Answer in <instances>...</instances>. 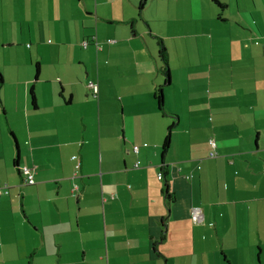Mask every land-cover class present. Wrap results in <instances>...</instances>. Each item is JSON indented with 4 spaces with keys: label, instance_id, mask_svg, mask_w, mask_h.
I'll return each instance as SVG.
<instances>
[{
    "label": "crops",
    "instance_id": "obj_1",
    "mask_svg": "<svg viewBox=\"0 0 264 264\" xmlns=\"http://www.w3.org/2000/svg\"><path fill=\"white\" fill-rule=\"evenodd\" d=\"M218 1L0 0V264H264V0Z\"/></svg>",
    "mask_w": 264,
    "mask_h": 264
},
{
    "label": "trees",
    "instance_id": "obj_2",
    "mask_svg": "<svg viewBox=\"0 0 264 264\" xmlns=\"http://www.w3.org/2000/svg\"><path fill=\"white\" fill-rule=\"evenodd\" d=\"M219 9H223L224 8V4L220 3L218 0H211ZM146 0H135L136 3V11H137V16H140L141 11L144 7ZM159 45V50H158V58L160 60V62L162 63L161 68L162 70L167 74V70H166V63H167V59H166V53H165V49L162 46L161 42L159 41L158 43ZM2 78L0 76V82H1ZM30 101L32 103V105L34 104V93H33V89H30ZM152 97L156 103V107L158 108V110H162L163 108V93H162V89L161 86H157L152 94ZM171 126H169L168 128V132L165 134L163 140H162V144H161V155L163 157L164 153L166 152L169 142H170V131L171 130Z\"/></svg>",
    "mask_w": 264,
    "mask_h": 264
},
{
    "label": "built area",
    "instance_id": "obj_3",
    "mask_svg": "<svg viewBox=\"0 0 264 264\" xmlns=\"http://www.w3.org/2000/svg\"><path fill=\"white\" fill-rule=\"evenodd\" d=\"M107 41H110V39H108ZM83 46H85L86 44V41H83ZM88 86L92 89V93L95 94L96 93V86L94 83H91L89 82L88 83ZM211 145H214V142L212 140L209 141ZM132 151L133 152H137L138 151V146L137 145H133L132 146ZM79 166V163H77V167ZM134 166H138V161L134 164ZM20 172L22 173L23 175V183L24 184H32L33 183V174H32V171L25 167V166H21L20 167ZM157 177L158 178H161L162 177V173L161 172H158L157 173ZM7 192V189H6V186H1L0 185V195L2 193H6ZM191 218L193 221H199L201 218H202V214L200 212V210L198 208H192L191 210Z\"/></svg>",
    "mask_w": 264,
    "mask_h": 264
},
{
    "label": "rangeland",
    "instance_id": "obj_4",
    "mask_svg": "<svg viewBox=\"0 0 264 264\" xmlns=\"http://www.w3.org/2000/svg\"><path fill=\"white\" fill-rule=\"evenodd\" d=\"M49 41V40H48ZM169 117V116H168Z\"/></svg>",
    "mask_w": 264,
    "mask_h": 264
}]
</instances>
